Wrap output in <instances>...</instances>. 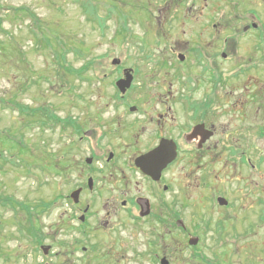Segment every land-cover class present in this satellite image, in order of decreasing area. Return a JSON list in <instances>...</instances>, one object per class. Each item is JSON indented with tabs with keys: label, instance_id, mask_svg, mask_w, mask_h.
<instances>
[{
	"label": "rangeland",
	"instance_id": "1",
	"mask_svg": "<svg viewBox=\"0 0 264 264\" xmlns=\"http://www.w3.org/2000/svg\"><path fill=\"white\" fill-rule=\"evenodd\" d=\"M210 3L205 15L204 0H0V264H153L147 250L156 226L152 222L137 223L117 210L109 227L99 222L98 231L78 233L73 223L66 228L58 200L63 190L60 131L46 129L45 118L31 113L94 109L106 118L120 115L124 109L113 107L120 97L112 71L123 69L142 71L153 79L151 89L140 86L131 100L186 94L176 71H202L186 42L219 22L218 6L223 2ZM251 5L264 6L262 0L241 1L243 18L244 8ZM239 24L236 33L228 28L221 34L243 35L244 21ZM259 37L240 39L238 46L254 42L259 47ZM115 59L121 61L119 66L113 65ZM257 71L261 130V65ZM242 91L248 99L250 92ZM24 107L30 109L27 114ZM33 117L37 121L30 122ZM246 151L256 171L228 156L224 164L211 161L210 171L201 172L206 188L197 187L194 180L201 175L196 169L193 176L186 175L182 168L187 162L173 170L180 222L200 238L199 250L209 255L211 264H264V136L259 135L257 149ZM220 197L228 207L219 206ZM103 206L97 209L101 219H107ZM160 230L164 233L165 227ZM177 240L174 264H197L191 251L181 252L189 246L188 236L179 230ZM47 245L52 248L45 255L41 248Z\"/></svg>",
	"mask_w": 264,
	"mask_h": 264
},
{
	"label": "flooded vegetation",
	"instance_id": "2",
	"mask_svg": "<svg viewBox=\"0 0 264 264\" xmlns=\"http://www.w3.org/2000/svg\"><path fill=\"white\" fill-rule=\"evenodd\" d=\"M225 1L222 0L218 9ZM241 1L247 0H231L220 10L218 23L211 29L208 25L204 34L192 36L186 42L194 64L202 69L176 71L186 94L167 100H131V94L140 91V86L148 85L151 89L149 82L153 79L142 71H112L116 74L113 81L116 88L120 80L126 79V72H131L133 78L125 94L117 88L120 99L113 101V107L124 109L120 115L115 112L106 118L94 109L83 113L64 110L61 114L46 109V129L60 131V160L64 163H60L63 190L58 200L66 228L73 223L78 226V233L98 231L99 222L109 227V218L122 210L137 223L156 225L151 228L152 239L147 248L153 264H163V260L174 264L179 252V230L189 238V246L181 252L191 251L197 264H211L209 255L199 250L200 238L193 236L183 221L180 226V214L174 202L177 179L173 170L185 161L182 169L188 177L193 176L194 169L201 175L208 168L210 171L211 161L218 159L224 164L227 156L251 171L257 169L246 150L257 149L259 135L264 136V128L260 130L258 124L263 105L260 106L257 84L260 65L264 71V6L245 7L246 18H243L239 12ZM204 2L203 10L209 15L210 0ZM242 21L243 35L221 34L228 28L236 33ZM253 34H260L261 46L256 47L254 42L238 46L240 39ZM242 63L246 64L244 69L240 67ZM243 89L250 92L248 99H243ZM157 149L176 155L159 178L137 165L140 158ZM194 181L199 183V188L208 185L203 175ZM99 204L104 205L107 219H101ZM162 226L164 233H160ZM194 238L198 243L191 245Z\"/></svg>",
	"mask_w": 264,
	"mask_h": 264
},
{
	"label": "water",
	"instance_id": "3",
	"mask_svg": "<svg viewBox=\"0 0 264 264\" xmlns=\"http://www.w3.org/2000/svg\"><path fill=\"white\" fill-rule=\"evenodd\" d=\"M181 61L185 60L184 56H180ZM121 61L119 59H115L113 61V65H120ZM125 71H132L131 69H127ZM132 75L131 72H126V79L120 80L117 83V87L121 91L122 94H125L127 92V89L130 88L132 84ZM176 158V155L173 154H165L161 152V149H157L154 152L140 158L137 161V165L146 173L149 175L155 177L160 176L161 171L170 164L174 159ZM157 178V177H156ZM218 203L220 206H226L228 205V201L225 198H218ZM182 225V223L180 224ZM198 243V239L194 238L190 240L191 245H196ZM50 247H43V251L45 254L48 253V250ZM163 264H167L165 260H163Z\"/></svg>",
	"mask_w": 264,
	"mask_h": 264
},
{
	"label": "trees",
	"instance_id": "4",
	"mask_svg": "<svg viewBox=\"0 0 264 264\" xmlns=\"http://www.w3.org/2000/svg\"><path fill=\"white\" fill-rule=\"evenodd\" d=\"M62 57L64 58V55H63ZM29 111H30V109H29L28 107H24V111H23L24 113L27 114ZM31 114H32V116H34V117H36V118L38 117V119H40V118H41V119H42V118H45V120H46V116H38V112L35 111V110H32V113H31ZM34 117H33V119H34ZM36 118H35L34 120H30V119H29V121H30V122L37 121ZM45 122H46V121H45ZM4 202L8 203V202H10V201H4ZM11 204H12V203H11ZM14 205H15V203H14ZM14 207H15V206H14ZM21 207H22L23 209H25L26 212H29V211H30V208H31L30 206H28V205L26 206V205H24V204H21ZM37 208H38V207H35L34 209L37 210ZM32 226H33V225H32ZM32 235L35 236L34 233H32Z\"/></svg>",
	"mask_w": 264,
	"mask_h": 264
}]
</instances>
